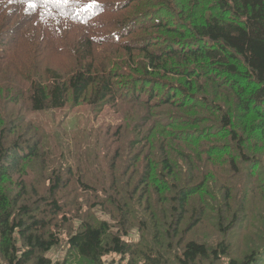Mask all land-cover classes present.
<instances>
[{"label":"trees","instance_id":"1","mask_svg":"<svg viewBox=\"0 0 264 264\" xmlns=\"http://www.w3.org/2000/svg\"><path fill=\"white\" fill-rule=\"evenodd\" d=\"M35 3L0 0V264H54L65 240L62 264H264V0ZM81 105L123 120L86 130L71 165L62 130ZM59 109L53 142L26 121ZM210 215L222 240L187 241Z\"/></svg>","mask_w":264,"mask_h":264},{"label":"rangeland","instance_id":"2","mask_svg":"<svg viewBox=\"0 0 264 264\" xmlns=\"http://www.w3.org/2000/svg\"><path fill=\"white\" fill-rule=\"evenodd\" d=\"M25 110L28 108L27 104L25 102H21L20 103ZM21 107H18V110H20ZM67 112L66 109H59V110H54V111H34V112H30L28 113V115L26 116V121L28 123H37L39 124L40 122L43 123V125L46 126V128L48 129V137L47 138H52L51 141H55V139L58 137L54 134L55 131L52 133V131L55 128V125L60 121V119L62 118V116ZM123 114L116 112L115 110L111 109L109 106H107L103 112L100 113L99 116L94 117L91 115L89 107L85 106V105H81L77 108H75L71 114L67 117V119L65 120V123L63 125V130H62V138L64 140H67L69 142H71V147H68V151L69 152H64V156H65V160L67 161V163L71 164V165H76V162L78 160V156L76 153H78V151L75 149V147L73 146V144L75 145V141L80 140L79 138H82L81 140H84V136H82V134L86 131V130H94L100 126H107V125H117L120 124L123 120ZM35 125V124H34ZM60 137V136H59ZM61 138V137H60ZM87 143L91 145H94L92 143L91 138L87 137ZM51 144L49 143V147L48 149H51ZM76 146V145H75ZM82 148V147H81ZM97 151V148L92 151L95 155ZM76 152V153H75ZM50 154H52V152H50ZM88 154V152H87ZM94 155L92 157V159H94ZM61 156V155H60ZM87 157L86 152L84 153V156L82 159H85ZM50 158L52 160H50V168H52L54 166V164L56 163L57 159L55 155H51ZM96 158V155H95ZM97 159V158H96ZM87 164L85 165L86 168H88L89 170H91L92 168L96 167L95 165H92L95 161L92 160H86ZM84 166V164H83ZM84 167V168H85ZM98 170V169H97ZM234 196L236 194V192H233ZM64 193L61 194V196H63ZM73 198L72 196H70L68 199ZM235 201L233 203V209L236 210L237 206H238V202H237V198H234ZM100 201H97L96 199H94L93 205L92 207L95 208L97 206H100L101 204L99 203ZM100 208V207H98ZM94 209L95 212H92L93 216L95 217V220L97 221H101L103 219L109 220L110 217L109 215H107L106 212H102L100 209ZM264 208V203L262 202V205L257 203V204H251L250 205V211H251V221H253V219L257 216L256 212L263 209ZM73 215L76 217V219L72 220L71 219V223L67 226H64V233L62 234L63 239H65L66 237H68L69 233L72 231V226L73 229H76L79 224L82 222H78L77 218L78 216H76L74 213ZM116 218V216H115ZM195 221V218L192 216L191 218H189V221ZM111 223H115V221H111ZM118 226L119 223L117 222L116 225H114V230H118ZM186 228V226H185ZM191 227H189V229L186 230L185 234L183 236H187V241L188 240H197V241H201V242H205L206 244L213 246L216 245L218 242H220L222 240V236L220 234V232L218 231L217 227H216V223L215 220L213 218L212 215L205 217L202 219V221L199 223L198 226L195 227V229L192 231H190ZM130 236L129 237H125V239H129L131 241H133L134 243H137L141 240L142 238V234L141 232L138 230V228H130ZM249 233V232H248ZM61 236V238H62ZM250 240V236L246 237L245 235L242 237H235V241H233L234 243V248L233 251L231 253V257L235 256V257H241L244 254H246L247 252H249L250 247L254 246L253 243L250 244L249 242ZM66 240L65 242H63L62 244H60L59 246L55 247L53 250H51L50 252H48L47 256L49 258H51L53 260L54 264H62L63 261L65 260L66 255L68 254V246L66 244ZM256 246V245H255ZM180 253L182 252L181 250L179 251ZM128 259V257H127ZM104 260L108 263L113 262V264H127V260H125L124 258H122L121 256L118 255H109L106 256L104 258ZM229 261V258H224L222 259L221 264L226 263Z\"/></svg>","mask_w":264,"mask_h":264},{"label":"snow or ice","instance_id":"3","mask_svg":"<svg viewBox=\"0 0 264 264\" xmlns=\"http://www.w3.org/2000/svg\"><path fill=\"white\" fill-rule=\"evenodd\" d=\"M29 6L32 8L36 7L35 0H29Z\"/></svg>","mask_w":264,"mask_h":264},{"label":"bare ground","instance_id":"4","mask_svg":"<svg viewBox=\"0 0 264 264\" xmlns=\"http://www.w3.org/2000/svg\"><path fill=\"white\" fill-rule=\"evenodd\" d=\"M96 32V31H95Z\"/></svg>","mask_w":264,"mask_h":264}]
</instances>
